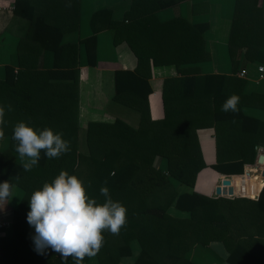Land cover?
Wrapping results in <instances>:
<instances>
[{
    "label": "trees",
    "instance_id": "16d2710c",
    "mask_svg": "<svg viewBox=\"0 0 264 264\" xmlns=\"http://www.w3.org/2000/svg\"><path fill=\"white\" fill-rule=\"evenodd\" d=\"M44 1L47 10L53 7L59 16L71 20L65 21L58 14L54 19L41 15L33 19L32 30L19 49V71L10 69L6 81L0 83V106L10 102L14 111L5 112L4 131L12 134L23 116L27 119L31 113L29 108H21V77L34 68L28 60L48 54L53 59V69L48 73L59 81L53 83L54 115L52 99H45L44 104L50 105L43 114L45 125L39 122L38 132L48 128L62 133V138L70 143V151L57 158H48L41 151L38 164L16 183L25 193L22 204L29 208L21 205L14 212L12 240L19 244L24 241L26 246L33 243L35 229L28 224L27 215H23L24 209L30 211L29 200L35 191L66 171L84 182L87 194L98 204L105 202L100 189L107 187L112 200L126 208V224L119 234L104 231L99 252L85 257L82 264H92L93 258L98 264H119L131 255L130 245L135 240L141 247L136 264H197L190 256L192 250L198 245L207 248L213 241L226 248L228 264H264V188L256 201L195 192L204 169L242 175L246 164L255 163L258 148L264 147V122L245 113L249 97L244 93L245 82L235 74L237 71L234 75L202 73L199 65L212 60L205 37L210 26L194 24L178 15L165 22L159 18L161 11H176L187 0H132L123 21L110 20L107 28L114 44H127L138 62L133 71L116 72L115 99L137 110L140 122L135 130L122 122L89 123L83 140L85 151L78 112L81 47L84 46L90 66H95L97 36L76 44L65 43L64 36L78 29L76 21L82 0ZM72 14L76 15L75 20ZM261 15L259 0H237L229 41L235 70L239 49H245L246 57L252 58L264 45ZM27 45L32 49L26 51ZM168 65L177 66L179 75L165 79L164 116L155 120L150 110L149 80L153 68ZM49 82H45L46 88L47 84L52 86ZM234 94L240 98L238 111H222V105ZM33 114L35 118L37 113ZM32 122L24 121L29 127ZM119 126L129 133H117ZM201 129L215 133L216 161L212 164L204 159L198 135ZM10 156L11 152L0 155V183L15 185L6 177L9 164L15 165ZM172 207L183 216L170 214ZM8 243L1 239V264L3 255L11 249ZM16 244L12 242V246ZM43 259L44 264H75L73 258L63 261L50 248ZM24 260L27 259L17 256L13 264ZM29 260L32 263L33 259Z\"/></svg>",
    "mask_w": 264,
    "mask_h": 264
},
{
    "label": "crops",
    "instance_id": "0c3cea01",
    "mask_svg": "<svg viewBox=\"0 0 264 264\" xmlns=\"http://www.w3.org/2000/svg\"><path fill=\"white\" fill-rule=\"evenodd\" d=\"M236 2L237 0H187L180 4L178 10L166 9L161 11L158 15L164 22L178 15L190 20L194 24L206 23L210 26L205 37L207 49L212 56V60L199 65L202 69V73L234 75V72L237 71L235 73L237 76L241 71H247L246 78L239 77L245 82L244 93L249 97L244 110L247 115L256 117L264 122V77H260V72L258 70L259 66L264 67V45L259 49L260 52L255 54V57L252 58L246 57L245 49H239L237 53L236 70L229 52V41ZM0 5L3 8L0 11V83H2L6 81L10 69L11 72L13 69L14 72L19 71V49L21 43L28 37L32 30L31 26L33 19H35L37 15H41L42 17L45 16L46 19H54L57 14L59 16V11L55 10L53 7L47 10L48 6L44 0H0ZM131 6L132 0H82L81 12L78 21H76L78 29L64 36L65 43L72 44L79 43L95 34L97 36V62L95 66H90L84 46L81 47L80 94L83 91H90L91 97H97L100 101L98 105L99 109L97 107L99 113L103 112V104L104 106L107 104V97H111V95L114 97L116 94V72L126 70L133 71L138 65L137 59L128 45L125 43L115 45L112 39V33L107 28V23L110 20L116 22L123 21ZM259 6L262 9L260 18L264 20V0H259ZM75 16L76 15L72 14L73 20H75ZM59 17H62L65 21L67 20L70 22L71 20L68 16L64 17L60 15ZM260 29L263 30L262 33H264V23L260 25ZM28 47L29 45H27L26 51L32 49V47ZM28 61L34 65V68L29 69L30 73H27V76L21 77L22 84L20 87L19 99L21 100V108H29L30 110L28 113H31L28 114L27 119L24 115V120L22 122L32 119L33 122L32 124L30 123V127L38 132L41 128L39 122L43 126L45 125L43 114L50 105L44 104L45 99H52L50 107H52V113L54 115L55 91L53 89V83L59 80L55 79L56 77L54 76L51 77L48 73L53 69V59L50 55H42L40 58H33ZM178 75L179 70L175 65L157 66L153 68L152 77L149 80L152 88L149 102L153 119L158 120L164 116L162 92L165 79L177 77ZM49 80L52 82V86L47 84L48 88H46L45 82ZM102 99L104 100L101 101ZM7 103L5 101V112H9L7 106L11 104L10 102ZM119 105L121 106H119L115 112L113 111L110 117L107 116L105 121H90L89 123L114 124L115 122H122L132 130L137 129L140 122L139 112L122 103ZM31 109H34V111ZM35 112L37 115L33 118V113ZM57 112L59 119V111L57 110ZM80 126L83 130H86L88 127ZM53 127L54 119L52 123V128ZM119 127H117V133L122 130L129 133V130L125 129L123 126L121 130H119ZM131 133L134 134L133 132ZM214 134V130L212 129H201L198 131L204 159L208 164H212L216 161V139ZM12 136L13 133L5 132V138L2 139L0 145V155L11 152L13 156L10 157L14 158L16 165V168H13L14 164L10 163L8 166L9 171H6L7 180L15 185L12 190L13 196L10 197L6 203H0V219L10 220L14 225V212L20 209L21 205H23L25 209L29 208H26V205L24 206V204H22L25 193L17 185L18 182L21 181V178L27 176L22 166L28 158L25 157L22 160L19 157V154L15 151L17 142L12 139ZM85 139L86 137L84 136L83 140ZM81 144L85 147L84 150L86 151V142L82 141V138ZM259 149L264 152V147L258 148V156L255 163L245 165V167L253 169L251 178H235L234 181L237 192L248 197L256 196L262 192L264 188V182L261 180V174L257 169L259 168L258 159L262 156ZM164 162L165 161L162 162V166ZM223 176L228 175L217 173H215L214 177L210 175L212 183L222 179ZM206 181L209 182V178L202 172L196 190L199 188L200 183ZM242 182H245L244 185ZM183 190L182 188V191ZM208 191L209 190H207V193H203L212 196ZM25 209L23 215H27L28 213ZM170 214L178 217L183 216V214L179 213L174 207L170 209ZM23 221H25V219H22V222ZM13 235L11 228L7 230L2 237L4 242H9L7 245L11 248L9 253L6 252L3 255L2 264H13L17 256L27 259L21 264H44V254L40 255L34 250V243L26 246L23 241L19 244L18 241H13ZM12 242H16L17 244L12 246ZM130 246L132 251L131 255L122 258L119 264H136L141 254V247L136 240L133 241ZM52 253L54 254V251H52ZM190 256L197 264H228L223 251L219 248L210 246L205 248L198 245L192 250ZM29 259H33L32 263H29L31 261ZM92 260V264H98L95 258Z\"/></svg>",
    "mask_w": 264,
    "mask_h": 264
},
{
    "label": "clouds",
    "instance_id": "9594fccd",
    "mask_svg": "<svg viewBox=\"0 0 264 264\" xmlns=\"http://www.w3.org/2000/svg\"><path fill=\"white\" fill-rule=\"evenodd\" d=\"M239 100L237 95H232L221 110L237 112ZM7 109L11 111V105ZM5 114V107L0 106V140L5 138ZM62 137V133H54L48 128L37 132L24 122L18 123L12 139L17 142L15 151L19 157L22 160L28 158L22 166L24 171L38 164L41 151L48 158H57L70 151V143ZM13 187L9 182L0 183V203H6L13 196ZM100 193L105 197L103 204L89 197L84 182L66 171H61L51 183H45L42 190L35 191L30 197L27 213V222L35 229L34 250L43 255L50 248L59 253L63 261L73 258L75 264H82L85 257L95 256L103 245V232L107 230L118 235L126 224V208L112 200L107 187H102ZM209 246L223 251V245L218 241ZM223 254L225 258L229 255L227 251Z\"/></svg>",
    "mask_w": 264,
    "mask_h": 264
},
{
    "label": "rangeland",
    "instance_id": "374dc122",
    "mask_svg": "<svg viewBox=\"0 0 264 264\" xmlns=\"http://www.w3.org/2000/svg\"><path fill=\"white\" fill-rule=\"evenodd\" d=\"M210 61H208V62H210ZM209 71H212V70H209ZM103 100L104 99H102L101 101H103ZM106 100H107V104L105 106L103 104V112L99 113V111H98V109H99L98 105L100 104L99 99H97V97L95 98V96L91 97L90 91H85V92L83 91L80 94V100H79V106H78L79 107L78 112H79V123H80V125L86 127V126H88L90 121H105L107 116L110 117L111 114L113 113V111L115 112L116 109L119 106H121V105H119V104H121V102L116 100L115 96L112 97V95H111V97H107ZM97 107H98V109H97ZM121 128L122 127H120L119 130ZM120 132L123 133V130ZM85 134H86L85 130L82 129L81 134H80L81 135L80 139L82 138V141L84 139ZM259 152H260V154L264 155V152L261 151L260 149H259ZM258 167L259 168H257V169L258 170L260 169V172L264 173V162L258 163ZM203 173H204V175H206L209 178V182L206 181V182L200 183L199 188L197 190L195 189V192L204 194L203 192L207 193V190H209L208 193H211L212 196L219 197V198L220 197H229V198L240 197L236 194V192L233 193V196L229 195L228 190H227L229 186H225V188H227V189H225L226 195H224L223 192L220 195H217L216 194L217 187H221L223 189V187H224L223 181L227 180V178L219 179V180L215 181L214 183H212V179H211L210 175H212V177H214L215 172L210 167H208V168L203 170ZM174 185L176 186V182H174ZM238 194H240V193H238ZM260 194H261V192L254 197H248V198L253 200V201H256L258 199V197L260 196ZM241 197H244V196H241ZM223 251H227L224 246H223Z\"/></svg>",
    "mask_w": 264,
    "mask_h": 264
},
{
    "label": "built area",
    "instance_id": "2783aa9c",
    "mask_svg": "<svg viewBox=\"0 0 264 264\" xmlns=\"http://www.w3.org/2000/svg\"><path fill=\"white\" fill-rule=\"evenodd\" d=\"M3 8L1 7L0 5V11L2 10ZM259 72H260V77H264V67L263 66H259L258 68ZM238 77L240 78H246L247 76V71L243 70L241 71L240 73L237 74ZM1 141L0 140V145H1ZM252 172H253V169L251 168H248V167H245L244 168V173L240 176H223V178H227V179H230L232 182H231V185L233 188H234V192L236 191V194L238 196H244L248 198V196H245V195H242V194H238L237 192V189H236V185H235V178H246V179H250L251 178V175H252ZM243 185L245 182H242ZM225 188V186L223 187ZM13 224L10 220H7V219H0V264H1V253H2V244H1V239L4 235V233L7 231V230H10L12 228Z\"/></svg>",
    "mask_w": 264,
    "mask_h": 264
},
{
    "label": "water",
    "instance_id": "95a60500",
    "mask_svg": "<svg viewBox=\"0 0 264 264\" xmlns=\"http://www.w3.org/2000/svg\"><path fill=\"white\" fill-rule=\"evenodd\" d=\"M264 162V156H260L259 159H258V163H263ZM258 172L261 174L262 172H260V169L258 170ZM262 181L264 182V173L261 174V177ZM223 185L224 186H229L228 189L227 188H221V187H217L216 189V194L217 195H220L222 192L224 195H226V190H228V194L229 195H232L233 196V193H234V188L231 185V180L230 179H227V180H224L223 181ZM223 190V191H222Z\"/></svg>",
    "mask_w": 264,
    "mask_h": 264
}]
</instances>
